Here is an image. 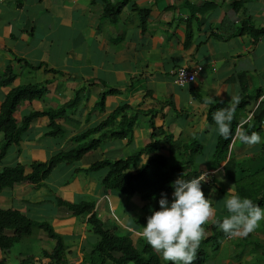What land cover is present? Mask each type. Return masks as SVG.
<instances>
[{
    "label": "crops",
    "instance_id": "0c3cea01",
    "mask_svg": "<svg viewBox=\"0 0 264 264\" xmlns=\"http://www.w3.org/2000/svg\"><path fill=\"white\" fill-rule=\"evenodd\" d=\"M118 1L0 0V79L9 75L6 70L14 76L10 84L0 86V102L16 86L43 88L39 100L19 104L13 115L16 122L20 112L57 109L74 102L54 121L59 134L48 135L45 117L32 121L0 165L19 164L27 173L31 162L45 157L42 150L47 146L42 140L64 138L54 154L76 148L73 138L98 126L121 105L133 119L127 136L104 138L78 161L57 165L39 188L19 185L0 193V209L45 222L59 235L63 264L89 263L98 238L88 230V215H69L56 200L90 201L98 220L120 234L116 236L127 237L132 246L145 242L139 233L154 212L152 203L138 193L126 202L103 189L104 171H87L95 162L126 159L150 143V117L141 112H156L152 123L158 135L154 150L141 156L134 170L152 156L169 166L178 165L182 173L199 175L207 170L206 199L213 201V219L229 215L224 204L231 185L234 190H241V182L247 190L264 187V0H129L113 21L103 19L104 2L115 5ZM177 68L192 71L194 81L177 87L170 73ZM234 95L245 101L238 110V124L243 123L246 132L254 126L262 142L249 147L231 141L225 159L212 166L218 133L215 123L206 120L209 106H204V100L212 97L230 105ZM254 115L259 119L257 126ZM54 154L49 152V157ZM210 223L204 225L205 237ZM263 229L264 220L249 235L223 242L239 246V241L253 236L264 248ZM52 242L37 230L0 251V264H54L44 255L51 251ZM259 244H254V251ZM235 245L228 247L230 254ZM256 254L241 255L239 264H259Z\"/></svg>",
    "mask_w": 264,
    "mask_h": 264
},
{
    "label": "trees",
    "instance_id": "16d2710c",
    "mask_svg": "<svg viewBox=\"0 0 264 264\" xmlns=\"http://www.w3.org/2000/svg\"><path fill=\"white\" fill-rule=\"evenodd\" d=\"M128 2L129 0H119L115 5H109L104 2L102 18L113 21L119 14L121 8ZM186 39H189V33L187 34ZM4 72L9 75L0 79V86L8 85L14 79V76L9 70ZM5 77L6 79H4ZM43 91V88L36 85L28 84L16 86L8 90L4 98L1 100L0 135L2 137V143L0 145V159L4 157L10 146L19 144L29 124L39 117L47 118L49 127L52 129L48 135L59 134V128L55 125L54 121L63 116L69 108L74 106L73 101L54 110L30 112L22 116L19 122H16L13 118L20 103L24 101L30 102L33 100H39ZM108 94H113V91H108ZM103 99L104 96L99 100L97 105L99 110H102ZM244 105L245 101H241L236 107L235 117L232 122L233 133H235V129L239 122L238 110L243 108ZM222 107L227 108L230 107V105L217 101L215 104L209 106L206 115V120L209 124L214 123L212 120V113ZM124 110L125 106L115 108L112 112V116L105 118L95 128L89 129L85 133L73 138L72 141L77 143L76 148L56 153L43 162H31L28 165L29 170L27 173H24L23 166L19 164L3 167L0 170V192L3 189H12L14 186L19 185H27L32 189H37L57 165L71 164L78 161L87 152L95 150L104 138L121 139L124 136H127L130 132V126L133 119L127 116L126 113H122ZM154 113L156 112L149 111L147 113H141L149 115V126L153 131L150 137V143L147 146L131 154L126 159H119L116 161L102 160L95 162L88 167L87 171H104L105 174L100 181L103 189L115 192L126 200L130 199L135 193H138L143 199L152 203L154 211H158V201L161 198V193L166 194L169 204L172 202L171 197L173 189L170 185L177 177L190 180L198 176V173H182V171L179 170L180 167L178 165L169 166L167 161L159 156L147 158L141 166L134 170L138 159L154 150V137L158 135V133L156 135L154 132L152 123ZM117 116H120L118 126L108 129L109 125L112 123L109 119L113 121ZM254 117L257 119L255 115ZM257 125H259V119H257L256 126ZM102 126V130H104L105 133H100L99 136L91 138L99 133V128ZM249 129L250 130L247 131L248 134L252 131L257 132V129H254V126ZM230 142L231 140H224L219 135L217 136L213 157H211L212 166H215L216 163L222 162L225 159ZM262 155L264 156V145L262 146ZM209 190L210 188L207 185H202V191L205 198L207 197ZM235 192L238 193L241 198L251 199L254 204H258L260 207H263L264 205V187L261 189H257L256 187L254 190H247L241 182V190L236 188ZM56 205L62 207L72 216L84 217L88 215V230L98 238L97 243L92 249V256L91 259H89L88 264H165L161 257L157 255L146 242L141 244L139 242L136 246H132L127 237H118L112 232V230L105 228L93 213L92 202L82 201L79 203H66L56 200ZM206 227L209 230V235L203 238L200 243L194 264H203L206 259L205 251L208 250L207 248L216 251L221 242L228 237L213 222ZM33 230L42 231L45 236L54 243L51 251L44 254L45 257L49 258L54 264H63L62 255L64 248L62 240L59 235L53 232L47 223L32 221L23 214L12 209H0V251L9 250L13 244L17 243L20 239L30 236ZM112 254H117V256L113 257Z\"/></svg>",
    "mask_w": 264,
    "mask_h": 264
},
{
    "label": "clouds",
    "instance_id": "9594fccd",
    "mask_svg": "<svg viewBox=\"0 0 264 264\" xmlns=\"http://www.w3.org/2000/svg\"><path fill=\"white\" fill-rule=\"evenodd\" d=\"M215 103L212 97H206L204 100L205 107ZM229 103L230 107L218 108L212 113V120L216 125L218 135L224 140L233 142L238 140L249 147L260 144L262 142L260 134L256 131L248 134L243 123L237 124L235 133H233L232 122L236 107L240 103V97L234 95ZM49 131L51 132L52 129L50 128ZM209 180L210 174L207 170L200 171L198 176L190 180L176 179L170 185L173 189L172 202L169 204L166 194L161 193L158 201L159 210L146 217V225L141 227L142 232L139 234L165 264L169 262L170 264H194L200 243L206 234L204 225L210 220L228 237H245L254 232L264 220V208L254 204L249 198H241L235 192L234 185L229 187L227 193L230 195L224 204L229 215L222 220L213 219L215 215V209L212 207L213 201L206 199L202 191V185L208 183ZM212 191L214 192L215 189Z\"/></svg>",
    "mask_w": 264,
    "mask_h": 264
},
{
    "label": "rangeland",
    "instance_id": "374dc122",
    "mask_svg": "<svg viewBox=\"0 0 264 264\" xmlns=\"http://www.w3.org/2000/svg\"><path fill=\"white\" fill-rule=\"evenodd\" d=\"M0 89H2V88H0ZM25 103H27V102H25ZM121 106L123 107V105H121ZM113 111H114V109L112 110V112ZM112 112L108 113V115H106L105 118H107L108 116H112L113 115ZM122 113H126L127 116L129 115V114H127V107H125V110ZM141 113H144V112H141ZM23 114H27V113L20 112V114L17 115L18 118L20 119L21 116H23ZM119 119H120V116L115 117L113 119V121L111 119H109V121L112 122V123L109 125L108 129L109 128L112 129L114 126H118ZM102 128H103V126L99 128L101 131L99 130V133L97 134V136H99L100 133H105V131L102 130ZM93 137L94 136H92L91 138H93ZM62 140H64V138L52 139L51 137H47L46 139L42 140L44 143H46V146H47V148H45L46 151L42 150L43 151L42 155L45 156L44 159L42 160V162L49 158V152H51V154H54L55 152L59 151V145L63 144ZM87 140H89V139H87ZM0 143H1V135H0ZM66 149H67V147H65L63 149V151L66 150ZM2 167L3 166L0 165V170H1ZM262 175H263V173L260 174V176H262ZM126 202H127V200H126ZM112 223H114V222L110 218V224L109 225L111 226V228H112ZM263 231H264V229H263ZM34 232H37V230H33V232L31 234H33ZM112 232L114 234H119L114 229L112 230ZM39 242L40 241H38L37 243H39ZM257 243H260V244L258 245V247H256L257 249L254 251V249H253L254 244H257ZM51 245L53 247L54 243L52 242ZM233 245H235V244L231 243V242H227V243L222 242V244H220L219 250L216 253H215V251L209 250V248H207L208 250L205 251L206 252V259H205L203 264H220V263H222L224 261L230 262L229 264H239L240 263L239 261H241V255H244V254H246L248 252H251V251L257 253L255 256H256V258L259 259V261H260L259 264H263L264 263V248L262 246H260L261 242L257 238H255L253 236H250V238L248 240L239 241L238 242L239 246L235 245L236 248L234 249V252L232 254H230L228 247L229 246H233ZM241 264H245V263H241Z\"/></svg>",
    "mask_w": 264,
    "mask_h": 264
},
{
    "label": "built area",
    "instance_id": "2783aa9c",
    "mask_svg": "<svg viewBox=\"0 0 264 264\" xmlns=\"http://www.w3.org/2000/svg\"><path fill=\"white\" fill-rule=\"evenodd\" d=\"M170 73L172 76L173 83L177 87H182L194 81V74L190 70L184 68H177L171 71Z\"/></svg>",
    "mask_w": 264,
    "mask_h": 264
}]
</instances>
